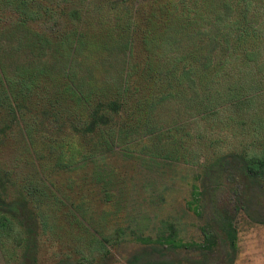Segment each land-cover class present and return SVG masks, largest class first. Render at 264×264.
I'll use <instances>...</instances> for the list:
<instances>
[{
    "label": "trees",
    "instance_id": "trees-1",
    "mask_svg": "<svg viewBox=\"0 0 264 264\" xmlns=\"http://www.w3.org/2000/svg\"><path fill=\"white\" fill-rule=\"evenodd\" d=\"M129 165L191 168L233 263L238 230L216 198L264 207V0H0L5 263L41 264L42 236L86 216L75 189L114 201ZM69 256L57 264H82Z\"/></svg>",
    "mask_w": 264,
    "mask_h": 264
},
{
    "label": "rangeland",
    "instance_id": "rangeland-1",
    "mask_svg": "<svg viewBox=\"0 0 264 264\" xmlns=\"http://www.w3.org/2000/svg\"><path fill=\"white\" fill-rule=\"evenodd\" d=\"M123 170L132 179L130 188L114 201L104 202L96 189H75V198L85 195L81 208L86 216H79L76 224L80 227H73L66 237L59 239L50 231L42 236L41 264H57L65 253L70 255L68 259L82 264H142L158 260L224 263L229 249L209 220L211 207L204 206L206 201L193 200L192 185L198 182L191 168L166 174L147 173L134 165ZM8 183V178L2 179L0 191L12 198L16 192L7 188ZM229 193V189L219 191L216 206L234 220L238 230L232 264H264V207L257 203V193L252 194L249 208ZM84 222L87 225L83 227ZM169 233L174 234L176 244L163 241ZM0 264H6L1 250Z\"/></svg>",
    "mask_w": 264,
    "mask_h": 264
}]
</instances>
